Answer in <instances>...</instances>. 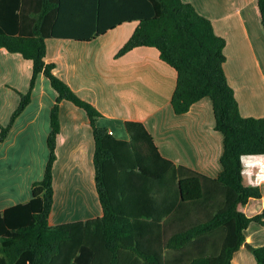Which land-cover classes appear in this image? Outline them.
<instances>
[{"label":"trees","instance_id":"trees-1","mask_svg":"<svg viewBox=\"0 0 264 264\" xmlns=\"http://www.w3.org/2000/svg\"><path fill=\"white\" fill-rule=\"evenodd\" d=\"M73 4L0 0V47L33 62L30 89L21 92L10 123L1 127L0 141L32 102L41 73L58 93L45 175L34 182L30 200L0 211V264H233L243 245L264 264V245L251 244L245 233L252 222L264 225V186L244 183L242 162L244 155L264 154V116L241 112L225 69L227 39L186 0H83L80 6L89 12L82 26H76ZM258 5L264 25V0ZM131 20L139 25L117 57L140 46L158 48L178 73L172 96L177 114L205 97L212 99L215 128L224 134L218 176L166 158L143 121L124 122L130 140L115 136L99 124L101 110L55 72V62L46 60L49 37L91 41ZM64 100L83 108L93 127L95 181L104 212L52 224ZM150 197L157 200L152 211L147 210ZM172 218L184 224L169 235L173 227L167 220Z\"/></svg>","mask_w":264,"mask_h":264},{"label":"crops","instance_id":"crops-1","mask_svg":"<svg viewBox=\"0 0 264 264\" xmlns=\"http://www.w3.org/2000/svg\"><path fill=\"white\" fill-rule=\"evenodd\" d=\"M82 1L71 0L76 26L84 25L81 20L85 21L89 12L80 6ZM186 1L210 17L216 32L227 39L225 69L241 112L245 116H264V25L258 0ZM138 25L139 20L125 21L91 41L49 37L46 60L55 62V72L101 110L104 116L99 124L115 136L130 140L124 122L143 121L166 158L218 176L224 134L215 128L212 99L205 97L188 112L177 114L172 96L178 73L161 58L158 48L140 46L116 56ZM32 76L31 59L0 47V131L10 123L21 92L30 89ZM57 96L49 78L41 73L32 102L0 141V211L30 200L34 182L45 175L50 158L51 112ZM61 122L52 224L90 219L104 212L95 181L96 145L90 119L83 108L64 100ZM242 162L244 183L264 186V154L244 155ZM148 201L147 210L152 211L157 200L150 197ZM167 221L173 227L169 235L184 224L173 218ZM245 233L251 244L264 245L263 224L252 222ZM252 254L243 245L235 253L233 264H258Z\"/></svg>","mask_w":264,"mask_h":264},{"label":"rangeland","instance_id":"rangeland-1","mask_svg":"<svg viewBox=\"0 0 264 264\" xmlns=\"http://www.w3.org/2000/svg\"><path fill=\"white\" fill-rule=\"evenodd\" d=\"M251 252H252V251H251ZM252 253H253V252H252ZM252 255H253V254H252ZM252 257H253V259H255V255H253ZM255 261H256V259H255Z\"/></svg>","mask_w":264,"mask_h":264}]
</instances>
